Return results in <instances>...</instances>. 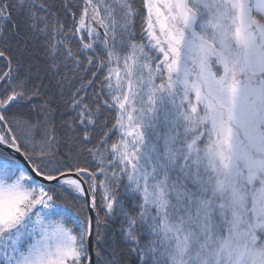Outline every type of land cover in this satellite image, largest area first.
Here are the masks:
<instances>
[{
	"label": "snow or ice",
	"instance_id": "snow-or-ice-1",
	"mask_svg": "<svg viewBox=\"0 0 264 264\" xmlns=\"http://www.w3.org/2000/svg\"><path fill=\"white\" fill-rule=\"evenodd\" d=\"M0 264H264V0H0Z\"/></svg>",
	"mask_w": 264,
	"mask_h": 264
}]
</instances>
